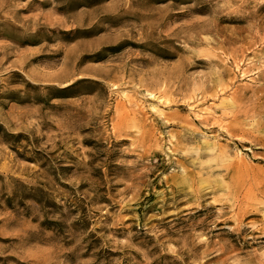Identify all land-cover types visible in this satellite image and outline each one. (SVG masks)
Masks as SVG:
<instances>
[{"label": "rangeland", "instance_id": "1", "mask_svg": "<svg viewBox=\"0 0 264 264\" xmlns=\"http://www.w3.org/2000/svg\"><path fill=\"white\" fill-rule=\"evenodd\" d=\"M0 264H264V0H0Z\"/></svg>", "mask_w": 264, "mask_h": 264}]
</instances>
